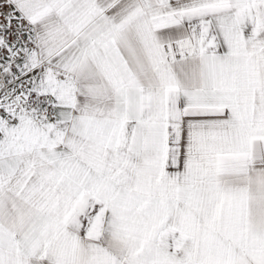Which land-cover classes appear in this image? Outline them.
Masks as SVG:
<instances>
[{
  "label": "snow or ice",
  "instance_id": "snow-or-ice-1",
  "mask_svg": "<svg viewBox=\"0 0 264 264\" xmlns=\"http://www.w3.org/2000/svg\"><path fill=\"white\" fill-rule=\"evenodd\" d=\"M0 264H264V0H0Z\"/></svg>",
  "mask_w": 264,
  "mask_h": 264
}]
</instances>
